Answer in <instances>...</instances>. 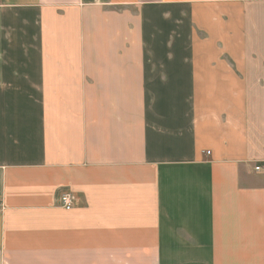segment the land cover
I'll return each mask as SVG.
<instances>
[{
    "label": "crops",
    "instance_id": "0c3cea01",
    "mask_svg": "<svg viewBox=\"0 0 264 264\" xmlns=\"http://www.w3.org/2000/svg\"><path fill=\"white\" fill-rule=\"evenodd\" d=\"M0 199V264H264V0H0Z\"/></svg>",
    "mask_w": 264,
    "mask_h": 264
},
{
    "label": "built area",
    "instance_id": "2783aa9c",
    "mask_svg": "<svg viewBox=\"0 0 264 264\" xmlns=\"http://www.w3.org/2000/svg\"><path fill=\"white\" fill-rule=\"evenodd\" d=\"M256 169L261 170L260 167H257ZM58 199L60 206L67 211L72 210L75 206L74 198L70 193H63L59 196ZM3 210H4V203L0 199V212H2Z\"/></svg>",
    "mask_w": 264,
    "mask_h": 264
}]
</instances>
